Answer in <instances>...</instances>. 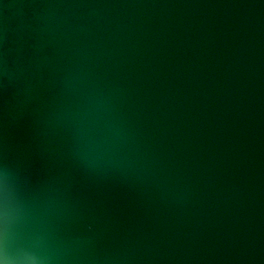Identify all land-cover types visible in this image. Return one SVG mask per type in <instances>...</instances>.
Masks as SVG:
<instances>
[{"label": "water", "instance_id": "1", "mask_svg": "<svg viewBox=\"0 0 264 264\" xmlns=\"http://www.w3.org/2000/svg\"><path fill=\"white\" fill-rule=\"evenodd\" d=\"M0 264H264V0H0Z\"/></svg>", "mask_w": 264, "mask_h": 264}]
</instances>
